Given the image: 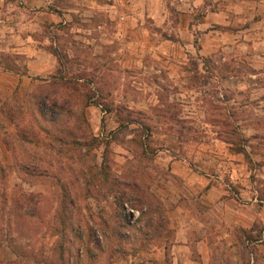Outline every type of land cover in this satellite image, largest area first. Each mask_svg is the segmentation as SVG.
<instances>
[{"label": "rangeland", "instance_id": "1", "mask_svg": "<svg viewBox=\"0 0 264 264\" xmlns=\"http://www.w3.org/2000/svg\"><path fill=\"white\" fill-rule=\"evenodd\" d=\"M224 1L188 0L189 22ZM238 1L248 11L260 0ZM140 2L0 0V72L25 80L0 89V264H155L143 262L149 259L143 252L163 230L142 238L148 210L136 194L147 193L150 208L158 200L163 213L153 188L168 169L157 161L214 136L231 141L246 157L238 128L250 114L260 131L256 140L264 142L263 106L256 114L252 109L264 90L259 95L254 89L256 97L247 106L249 89L235 91L226 80L234 74L238 82L256 86L260 74L251 78L252 70L242 62L234 69L232 54L199 52L200 27L188 40L177 37L181 7H189L185 0H163L158 27L139 14V28L131 25L135 31L128 36L126 20L137 13L129 4L137 8ZM205 28L230 27L212 22ZM34 53L35 65H49L53 58L50 72L25 75L28 55ZM39 91L57 98L69 92L66 135L43 131L52 127L35 110L32 95ZM21 125L26 140L16 130ZM253 152L258 156L247 165L263 174L264 152L260 147ZM100 162L107 165L109 180L94 184L102 175L95 172ZM112 178L125 192L118 215L113 194L106 191Z\"/></svg>", "mask_w": 264, "mask_h": 264}, {"label": "crops", "instance_id": "2", "mask_svg": "<svg viewBox=\"0 0 264 264\" xmlns=\"http://www.w3.org/2000/svg\"><path fill=\"white\" fill-rule=\"evenodd\" d=\"M239 3L238 0H225L218 5L217 10H207L208 13L203 14L201 20L189 22L187 17L191 3L185 0L182 4L189 7H181L185 12L182 14L184 18L180 17L177 21V37L188 40L191 31L200 27L203 30L197 36L199 52L203 55L215 51L222 55L232 54L236 58L233 61L234 69L238 62H242L252 70L249 74L251 78L260 74L261 84L256 86L250 85L254 84L250 80L246 83L241 80L238 82L234 74L226 76L227 85L233 90L237 91L241 86L249 89L245 104L248 106L256 97L254 89L259 95V90H264V0L255 1L256 5L250 6L248 11L239 7ZM129 6L137 9V13H132L126 20L128 36L135 31L131 25L135 24L139 28V14L148 15L157 27L164 20L163 0H141L137 8L135 4ZM254 14L259 16L253 19ZM212 22L230 28H205ZM34 55H28L25 75L52 70V57L49 65H35L37 53ZM22 81L25 80H20L17 74L13 76L6 71L0 72V89L6 86L13 88ZM220 82L225 86L223 80ZM256 99V104L252 105L253 114L260 109L264 112V96ZM231 102L236 103L233 98ZM259 105L263 107L257 109ZM250 115H245L246 118L238 128L243 135L241 149L246 152V157L239 149L231 147V141L214 136L207 142L186 144L184 154L157 161L164 163L168 169L166 178L157 179L160 183L153 188L155 195L164 204L166 228L163 237L154 242L148 252L144 250L143 259H149L143 262L264 264V173H252L246 161H254L258 154L253 151L257 148L260 147L264 152V142L256 140L260 131ZM236 121L239 122V118ZM261 159H264V154ZM152 178L156 180L155 176ZM259 230L260 236L255 237L253 234Z\"/></svg>", "mask_w": 264, "mask_h": 264}, {"label": "trees", "instance_id": "3", "mask_svg": "<svg viewBox=\"0 0 264 264\" xmlns=\"http://www.w3.org/2000/svg\"><path fill=\"white\" fill-rule=\"evenodd\" d=\"M52 53L56 55L54 50L52 51ZM67 83H68V80H67ZM68 86L69 85L67 84V85H65L64 88L66 89ZM70 88L72 89L71 86H70ZM32 96H33L32 98L35 101L34 102L36 105L35 110H36L37 114L39 115L41 120L46 121L52 127V130L49 129L48 127H44L43 131L47 134L49 132L50 136H53L52 132H55V131H60V132L62 131L61 134L63 133V135H64L65 130H66L65 126H69V125H65V123H64L65 119H63V116L66 119L68 117L69 109L67 108L66 103L70 101L69 100L70 99L69 92H65V91L62 92L61 98H57L59 95L58 96L50 95V93H48V92H41V91L37 92L36 94H34ZM7 116L12 121L13 110H9L7 113ZM16 130L18 131L20 139H24V140L27 139L26 132L24 130H22V125L18 126ZM67 131H68V134L71 135L73 130L70 129V127H68ZM60 138L61 137L59 135L57 139H60ZM77 138H78L77 140L79 141V144H80L82 142V139H80V137H77ZM84 143L86 144L85 141H84ZM106 166H107L106 164H103L101 162L97 165L95 172L100 174V175L102 174V175H101L100 179L97 180L99 182H97V183L94 182V184H99L100 182L105 183L109 180V177L106 179V174L104 173V171H105L104 168H106ZM110 180L111 181H109V183H107L108 185H106V188H107L106 191L113 194V199H114V203L116 206V209H114L115 210L114 212H116V214L118 215L117 212H119V208L122 209V205H123L122 199H123L125 192L123 191V189H120L118 187V185H117L118 182H116L115 179L112 178ZM136 197H139V199H141L143 204L147 206V210H148L147 211L148 216L146 217L147 218L146 223L143 224V225H146L147 227L145 229H143L142 238L147 239V237L149 236V234H147V232H149V231H151L152 237L158 236L160 234L159 231L161 229L163 230V232H162V235H163L165 232V228H166L165 227V216H164V213L158 212L159 211L158 210L159 201L158 200L155 201V203L152 204L151 205L152 207L150 208L148 206V200H146L148 197L147 193H144L143 191H138L136 194ZM121 212H122V213H120V214H122L121 216L122 217L125 216V212L123 210ZM150 215H152V216H150ZM152 222H155L156 224L153 225Z\"/></svg>", "mask_w": 264, "mask_h": 264}]
</instances>
